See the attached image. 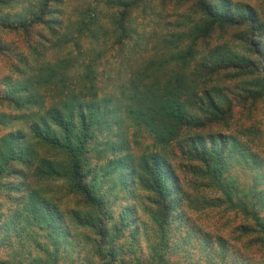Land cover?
Segmentation results:
<instances>
[{"label": "trees", "instance_id": "trees-1", "mask_svg": "<svg viewBox=\"0 0 264 264\" xmlns=\"http://www.w3.org/2000/svg\"><path fill=\"white\" fill-rule=\"evenodd\" d=\"M136 1L110 0L115 10L110 18L111 31L117 34L115 41L128 36L123 21L126 9ZM187 1H191L198 18L180 34L188 45L170 54L179 68L185 69L187 59L195 54L191 45L197 39L208 36L214 28L236 29L232 42H222L202 54L188 76L176 71L164 78L159 71L144 66L120 79L113 91L98 92V53H94L83 64L84 73L75 79L73 76L70 88H66L68 76L62 70L68 67V61L44 69L37 83L46 86L55 82L59 91L48 92V106L44 107L43 94L30 93L25 83L10 84L5 95L0 94V102L13 109L33 108L26 115L14 117L25 119L27 131H8L0 142V194L8 198L9 192L19 194L13 199L16 210L9 214L2 231L10 225L17 231L18 221L36 226L48 239L43 254L30 258L29 264H129L127 256L119 254V240L132 227L131 238L136 241L141 223L137 222L135 208L142 200L136 199L134 205L118 212L114 201L118 192L125 190L134 191L135 199L136 189L145 193L144 210L152 222V250L145 260L148 264H181L170 258L168 250L171 223L178 221L176 225L180 226L185 214L182 207L187 203L201 209L223 206L235 211L245 220L238 227L240 234L264 245V162L241 145L235 134L201 132L207 125L225 122L237 102L264 97V23L247 3ZM5 3L0 0V5ZM33 23H42L41 15L28 20L23 28ZM0 25L17 29L4 20ZM221 76H225L224 82L218 79ZM11 120L0 114L1 126ZM130 126L142 127L151 134L154 145H177L184 169L190 174L186 182L213 195L194 196L185 191L171 162L161 153L131 154L126 136ZM233 155H238L250 171L243 182L228 174ZM14 163L31 167L36 180H59L79 199L81 208L60 207L58 199L52 200L45 189L3 180L16 175ZM201 236L204 247L208 235ZM217 242L223 257V243L220 239ZM64 245L72 252L85 248L89 254H59Z\"/></svg>", "mask_w": 264, "mask_h": 264}, {"label": "rangeland", "instance_id": "rangeland-1", "mask_svg": "<svg viewBox=\"0 0 264 264\" xmlns=\"http://www.w3.org/2000/svg\"><path fill=\"white\" fill-rule=\"evenodd\" d=\"M236 1L250 5L264 23V0ZM109 2L110 0H6L5 4H1L0 24L4 20L17 29L0 25V94L4 96L10 84L25 83L30 93L43 94L44 107L48 106V92H57L58 85L55 82L46 86L37 83L44 69L58 61H68V67L62 70L68 76L66 88H70L73 76L75 79L77 74L84 73L83 64L94 53H98L95 57V86L98 92L113 91L120 79L125 78L130 71L141 70L144 66L152 68V72L159 71L158 75H163L164 78L176 71L188 76L193 73L202 54L222 42H232L236 32L232 28H214L208 36L197 39L191 45L195 54L187 59L185 69H181L178 62L170 59V54L188 45L186 37H181L180 34L186 32L191 20L198 18L191 1L137 0L132 6H128L126 19L123 21L129 34L118 41H115L117 34L111 31L110 18L115 10ZM42 6L44 9L39 11ZM37 15H41L42 23H33L32 26L23 28L28 20ZM20 23L24 25L19 27ZM5 79L8 83H4ZM218 79L224 82L225 76ZM7 104L0 102V114L7 115L12 120L5 126L0 125V142L8 131L26 132L25 119L14 117L26 115L33 110H16ZM207 131L237 135L241 145L264 162V97L237 102L225 122L207 125L201 132ZM126 136L131 154L154 151L165 156L174 167L185 191L194 196L213 195L206 189L196 190L186 182L190 174L184 169V161L178 153L177 145H154L152 135L142 127H128ZM230 164V176H236L241 182L249 178L250 171L238 155H233ZM12 166L18 168L14 172L16 175L4 177L3 180L20 181L27 188L45 189L52 200L58 199L60 207L81 208L79 199L69 193L59 180H36L31 167L16 163ZM136 192L138 195L133 199L132 196H136L133 195L134 191H119L114 201L115 212H118L126 205H134L136 199L142 200L135 208L137 222L141 223L136 232V241L131 238L132 227L128 228L119 240L122 245L119 254H125L129 264H148L145 260L150 257L152 250V222L144 210L146 203L142 196L145 193L138 189ZM9 194V198L3 192L0 194V264H29L30 258L43 254L42 248L48 239L36 226L23 225L22 222L18 224V221L17 231L11 225L9 229L2 231L4 224L10 220L9 214L16 210L13 199L19 198L18 193ZM187 204L182 207L185 214L180 226L176 225L178 221L171 223L173 235L171 231L168 250L171 259L181 264H264V245L254 243L252 236L239 232V225L245 222L240 214L223 206L201 209L191 203ZM176 226L178 228L173 229ZM203 233L208 235L209 240L204 247L205 242L201 236ZM82 234L80 233L81 236ZM217 239L223 243V257H220ZM64 246L59 254L71 251L68 245ZM80 248L78 252L71 251L68 254H89L85 248ZM127 254H131L130 257ZM126 256L124 258L127 260Z\"/></svg>", "mask_w": 264, "mask_h": 264}]
</instances>
